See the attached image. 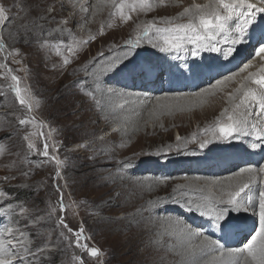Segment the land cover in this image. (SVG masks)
I'll use <instances>...</instances> for the list:
<instances>
[{
    "label": "bare ground",
    "instance_id": "6f19581e",
    "mask_svg": "<svg viewBox=\"0 0 264 264\" xmlns=\"http://www.w3.org/2000/svg\"><path fill=\"white\" fill-rule=\"evenodd\" d=\"M50 1L52 2V0ZM179 2H183L185 5L190 3L189 0H165L163 5H159V0H157L156 4L158 7L167 5L174 13L179 15L183 11L179 6ZM207 2L208 0L198 1L200 4ZM63 4V8L69 6L73 13V16L67 19L66 26H56L59 19L64 16L59 5L53 7L54 12L52 14H42L40 19L36 21V27L45 31L50 30V41L47 42V45L38 48L35 53V55L37 54L35 61L37 66H44L47 69V71L39 73L41 80L47 83V101L53 108H56V115L65 119L67 130L71 136L77 131L83 130L86 131L88 137H100L98 145L102 154L93 159V166L82 170V175L90 181L109 178L111 173L107 174L104 168L110 166H115L114 172L123 175L125 180H133V177H135L133 172H139L144 175L152 171V163L159 158L160 154L163 157L168 156V154H163L165 152L162 151L164 149L162 147V152L154 156L152 162L145 164L143 167H134L136 165L135 160L130 161L129 159L123 160L119 158V151H115L110 156L103 154L108 148L109 138L117 137L120 134L121 136L117 140L119 144L125 141L129 146L136 144L135 147L140 148H142L139 146L142 144L141 142L148 141L151 143L149 148L156 151L157 148L154 147L152 141L165 134V132L168 133L170 125L177 127L176 132L178 135L181 133L185 134L180 126L185 123L188 117L187 110H193L194 121L202 118L201 125L204 126L218 123L222 118L227 120V116H222L221 114L225 109H228V114H232L234 105L240 103L242 95L235 91L239 87L234 86L232 82L234 79L237 82L243 81L249 87L256 89L258 92L260 91L259 86H253L251 81L245 80V77H247L245 73L262 74L261 68L264 67V59L258 57L256 52L261 46H264L262 41V39L264 40V13H256L255 19L247 26L239 43H231L232 39L239 36L235 29L240 21L234 19L229 22L228 30L217 34L215 40L211 41L207 48L193 46L190 50L192 52L191 55H188L190 52L188 54L176 53L178 57H175L176 54H170L173 61H168L162 57L169 52L162 53L157 57L154 54L151 58L140 55L139 58L143 59H139V61L137 59L136 62L137 65L142 63L143 66L141 68H132L125 67V65L131 66L136 58H133L135 51L130 48L132 44L127 41L122 44L121 49H118L119 45L117 42L115 43L116 40L110 39L109 41L108 37L112 35L114 37H123L124 34H127L130 28L126 30L124 27L137 22V15H130L131 18L127 21L122 20L119 15H111L115 9L108 0H79L74 6L72 2L65 0ZM82 6H88V8H84L85 13L81 12ZM36 8L39 7L36 6ZM33 9L34 7L29 8L30 11ZM24 17L26 18V16ZM184 18L183 20H186L187 17ZM133 31V33H136V30ZM91 37H94V39ZM106 38H108V41ZM126 39L132 40L133 38L132 36H127ZM89 40L94 41V44L97 40H102V43L101 48L97 49L96 53L91 52L90 58H87V51L82 46ZM258 41L262 42L255 46L254 43ZM212 46H215L219 51H211ZM137 47L135 46L134 48ZM229 49H233V51L231 54L225 55ZM253 56H256V60L250 62ZM65 60L68 63H65ZM244 61H246L245 63L249 62L248 65H251V67L241 72L239 69L244 64ZM110 64L113 65L111 68L108 67ZM162 64L165 67V71L160 73ZM176 69L177 71L179 69V74H175ZM233 74H236L234 79L225 81L222 86L218 88H213L212 86L204 89L217 82V80L220 81ZM136 76L139 77V82L133 85L129 78H135ZM118 78L127 80L126 82H120L128 89L113 85H111L112 88L109 87L110 89H107V85L110 86V84L114 83L116 85L115 79ZM165 86L168 88L165 89ZM230 89H232L230 94H233L235 99H230V96L227 97L223 94V91H229ZM168 91L176 94L185 92V95H170L167 94ZM162 93L166 94V96H157ZM143 97L145 98L143 99ZM136 99L138 100L136 101ZM204 103L207 105L202 107ZM247 110L253 113L248 116V131L247 133H237L238 139L232 140L235 144L241 143L243 145L245 139L248 143L244 145L243 149L229 152V155L227 152L221 151L215 157L206 161H204L205 158L200 159V155L194 154V156H190V150L188 149H177V152H171L172 155H177V158L173 161V163L179 162L177 166L184 165L185 160L192 158L197 160V163H201L198 166L199 168L197 166L193 167V170L196 169L193 174H196L195 172L198 169V171H202L199 172L201 175L214 177L213 180L207 179L206 181L195 177L190 180L188 178V180L183 179L187 181H177L175 179L172 182L167 180L160 182L158 181L160 178L156 177L152 181L145 180L147 186L143 191L146 190L147 192L144 193L143 197L136 199L134 195H130L129 201L123 198L114 200L119 206L122 216L117 222L118 231L112 234V238L115 240L112 252L116 254L118 259H121V262L125 260L122 257V254H124L128 256L127 258L132 261V264H186L183 255L185 248L190 245H199L203 240V236L188 238L181 235L180 229L184 228V226L190 227L191 222L184 224L176 216L184 212L195 213L194 207L189 210V201H199L203 196L211 195L214 199L223 198L226 200L227 191L230 190L229 185L234 186L238 179L235 176L237 170L247 167H252L256 170V166L264 161V139L259 140L251 127L253 124H258L257 119L255 120V113L258 111V107L251 105ZM237 111L243 112L245 108L241 107ZM256 117L258 116L256 115ZM261 119L264 123V117H261ZM250 131L254 135L252 138ZM107 132H111L109 137L105 135ZM180 140L175 142V146L179 148L183 146L182 139ZM251 145H256V147H251ZM143 147L145 146L143 145ZM78 148L82 149V146ZM215 158L216 160L214 161ZM181 171L185 173L187 169L184 170L182 168ZM114 172H112V175H114ZM176 174L179 173L175 171L172 175ZM155 175L159 176L158 174ZM225 175L227 177H224ZM249 175V173H245L243 178L248 179ZM251 175L254 179L250 183L249 188L245 189L244 193H241V197H245V204L247 203V196L252 198V207H249L248 211L241 209V211L236 212L226 204L216 205L217 208H229L226 217H240L243 214L242 221L236 223L224 222L229 223L231 227H225L226 224H224V227H217L215 223L213 224L214 232V230H211L212 225L210 224L212 222L209 218H195L198 224L211 237L214 234L217 235L216 238L223 245L225 256L223 260L220 259V250L206 249L207 254H202L197 250L193 258V264H229L228 251L242 246L246 236L252 232L254 224L256 225V222L259 223L258 203L259 194L264 191V176L261 177L258 170ZM160 176H163V174L161 173ZM220 176L221 178H219ZM262 181L263 185L261 184ZM207 185L210 186L209 189L213 193L209 192V189L206 190L209 187ZM169 188H172V191L170 190V194L161 200L159 198L160 194ZM133 210L135 211L132 215H127V212ZM156 210H162V217ZM247 216L252 219H247ZM144 220H146V223L141 225L140 222ZM190 228L199 231L196 228ZM20 231H29L31 233L30 228L17 230L18 233ZM256 231L253 234H256ZM12 233L13 231L9 235H12ZM31 236L33 235L31 234ZM4 239L3 237L1 240L4 241ZM35 242L37 241L35 240ZM33 252L30 248H27V253H24V251L22 253V249H17V260L14 261V264L22 260L24 255L28 259H32Z\"/></svg>",
    "mask_w": 264,
    "mask_h": 264
},
{
    "label": "rangeland",
    "instance_id": "374dc122",
    "mask_svg": "<svg viewBox=\"0 0 264 264\" xmlns=\"http://www.w3.org/2000/svg\"><path fill=\"white\" fill-rule=\"evenodd\" d=\"M64 1L65 0H52V2L50 0H0V6L5 8V14L8 17L3 24H0V39L3 40L5 45L4 49L0 51V64L5 65V67L0 68V192L4 193L3 196H0V240L3 239V237L5 238V242L11 240L12 245H15V247L12 245H8V247L15 255L17 249H22V253L23 251L27 253V248L32 249V252L34 251L32 253V259H28L27 256L24 255L23 259L16 262V264H80L81 260L83 264H132V261L127 258L128 256L122 254L125 260L121 262V259H118L116 254L112 252L115 243L112 234L118 231L119 227H117V222L122 216L118 208L119 206H117L114 200L123 198L129 201L130 195H134L136 199L143 197L144 193L147 192L146 190L143 191L147 186L145 180L152 181L156 177L160 178L158 180L160 182H165V180L172 182L175 181V179L177 181H187L195 177L205 179L206 181L207 179L210 181L214 179V177H209V175H205L204 177L199 173L202 171H198V169L195 172L196 174H193V171L196 170H193V167L197 166V168H199L198 166L201 163H197V160L192 158L185 160L184 165L181 166H177L179 162H175L176 164L173 163L177 155H172L171 152H177V149H188L190 150V152L188 151L190 156H194V154L200 155L199 158H205L204 161H206L209 160V158L215 157L221 151H225L229 155V152L243 149L244 145H247L246 143L248 142L244 139L243 145L241 143H233L232 140L238 139V136H236L237 133L227 139H217L219 133L216 132L214 135L210 129L215 128L220 121L211 126H204L201 125L202 118L194 121L192 115L193 110H187L188 121L186 119L185 123L180 126L185 134L181 133L178 135L176 132L177 127L170 125V131L168 133L165 132V134L162 135L163 137H157L152 141L154 147L157 148L156 151L149 148L151 147V143L148 141L141 142L142 144L139 145L143 150L140 147H135L136 144L129 146L125 141L119 144L117 140L121 136L120 134L117 137L109 138L108 143L106 142L108 148L104 151V155L110 156L115 151H119V158L123 160L129 159L130 161L135 160L134 162H136V165H134V167H143L145 164L152 162V158L162 151L165 152L163 154H168V156L164 157L160 154L159 158L154 160L155 162L152 163L153 169L151 168L152 171L144 175L139 172H133L135 175L133 180H125L123 175L114 172L115 166H110L104 168L107 174L111 173L109 178L94 181L85 178L84 175H82V170L93 166V159L102 154L100 146L98 145L100 137H88L86 131L83 130L77 131L71 136L70 132L67 130L65 119L56 115V108H53L47 101V83H44L39 76V73L47 71V69H45L44 66H37L35 61V56H37L35 53L38 48L47 45V42L50 41V30L45 31L36 27V21L40 19L42 14H52L54 12L53 7L59 5L64 16L59 19L56 26H66L67 19L72 17L73 13L69 6L63 8ZM67 1L72 2L73 6L79 2V0ZM198 1L199 0H189V5L179 2V6L184 10L185 7L190 6L193 2L198 3ZM154 2L156 3L157 0H154ZM253 2H256V0H253ZM36 6L39 8H36ZM33 7L34 9L30 11L29 8ZM84 8H88V6H82L81 12L83 13H85ZM128 15L138 16L137 22L129 26H123L126 30L130 28L124 36H132L133 39H126L127 36H125V38L124 36L114 37L113 35L110 36L111 38L108 37L109 41L110 39L116 40L115 43L117 42L119 45L117 47L118 49H121V46H123L122 44L127 41H135L137 36L143 32L144 25L148 22H155L156 27L164 28L169 25L161 21L179 16L167 5L162 7L155 6L147 12L139 10L129 12ZM24 16H26V18ZM181 20H183V18L175 20L174 22H187V18L186 20ZM133 30H136V33H133ZM162 35L164 34L156 33L153 30L149 32L146 38L141 36L140 43L136 45L138 46L137 48H134L135 46L133 45L132 47L130 46V48H133L135 51L133 58H136L134 62L131 66L125 65V67L141 68V66H143L142 63L137 65L136 62L137 59V61L143 59L139 58L140 55L151 58L154 54L157 57L162 53L169 52L166 56L162 57L168 61H173L172 55L170 54H188L193 46H197L196 44L185 42L179 51L173 50L163 52L159 50V46H157L158 48L156 46L154 47V45L162 46L163 41L160 38ZM108 38H106L107 41ZM89 41L82 46L87 51V58H90L91 52L96 53V50L101 48L102 43V40H97L95 44L94 41ZM262 41L264 42L263 39ZM262 41H258L254 43V45L258 46ZM177 54L175 57H178ZM191 54L192 52L188 55ZM252 58L250 62L256 60V56ZM246 61H244V64L242 63L243 65L239 70L243 69L245 65H248L249 62L245 63ZM9 69H11L10 74L8 71ZM162 71H165L163 64L162 70L159 72L161 73ZM175 71V74H179V69ZM12 75L18 77V86L21 89V95H27L28 103L31 104V110H29L27 105H21L19 103L16 93L13 91L12 86L16 84V82L12 81ZM245 75L248 76L249 73H245ZM133 79L135 80L132 82ZM224 79L225 78L221 80ZM115 80L117 84L107 85V89L109 87L112 88L111 85L126 88L125 85L120 82H126V79L118 78ZM129 80L133 85H136V83L139 82V77H131ZM232 82L234 86L238 87L243 83V81L237 82L236 79ZM215 84L216 82L204 89H208ZM252 84L253 86L256 85L254 83ZM256 87H258V85H256ZM166 88L168 87L165 86V89ZM231 91L232 89L229 91L225 90L223 94L228 97ZM141 93L144 94L143 92ZM167 94L183 96L185 92L176 94L168 91ZM157 96L164 97L166 94L162 93ZM144 98L145 97H143V99ZM137 100L138 99H136V101ZM206 105L207 104L204 103L202 107ZM21 119L29 121V123L22 125L20 123ZM222 120L225 121L226 118H222ZM255 120L258 121V127H263L262 129H264V123L261 117H256L255 115ZM178 129L180 128L178 127ZM110 134L111 132H107L105 135L109 137ZM25 136L28 137L27 140L24 139ZM253 136L252 134L251 138ZM180 139H182L183 146L179 148L175 146V142L181 141ZM205 140L209 142L203 148H200V144ZM29 142L35 145V147L29 149ZM45 144L48 145L47 156L43 154ZM143 145L145 147H143ZM81 146L82 149H79L78 147ZM251 147L253 146L251 145ZM137 151L142 154L140 155ZM120 155H124L125 157ZM53 157L55 159H53ZM132 157H135V159ZM57 160L60 161L59 164H57ZM215 160L216 158L214 161ZM256 167L258 171L264 168V161ZM182 168H184V170L187 169V173H183V171H181ZM174 170L179 174L172 175L175 172ZM239 171L240 170H237V172ZM112 172H114V175H112ZM57 173H59V175H57ZM161 173L163 176H160ZM260 176L263 177L264 173L260 172ZM224 177H227V175ZM219 178H221V176ZM261 184L263 185V181ZM135 186L136 188H134ZM208 186L209 185H207V187ZM209 188L210 186L206 188V190ZM171 189L172 188H169L163 191L159 198L163 200L162 198L170 194L172 191ZM208 191L213 193L210 189ZM165 192L167 193L164 194ZM61 204L63 205V210H61ZM134 211L135 210L127 212V215H132ZM156 212L162 217V210H156ZM185 213L186 212L181 215L179 214L176 217L184 224H189L191 222L190 227H193V229L196 228L202 232L204 236H209L212 240L218 241L216 234L211 237L195 219L197 217L209 218L212 222V224H210L212 225L211 230H214L213 224H215V221H213L211 217L202 216L199 211H195V213ZM247 219L252 218L248 217ZM242 220L243 214L240 217H226L225 220L220 223H222L221 226L223 227L224 224H226L225 227H231L229 223L224 222L236 223ZM61 221H63V223H61ZM145 223L146 220L140 222L141 225ZM64 225H67V227ZM25 228H30L31 233L29 231L17 232V230ZM258 228L259 223L256 222L252 232L246 236L243 245L238 248H242L249 238L255 235L253 232ZM9 229L13 231L12 235H9ZM69 229L72 231H69ZM81 229H83V232L80 235L79 243L81 245L87 244L88 248L99 249L100 254L98 256L93 257L86 249L77 246L76 234L79 233ZM31 234L33 236H31ZM35 240L37 242H35Z\"/></svg>",
    "mask_w": 264,
    "mask_h": 264
},
{
    "label": "snow or ice",
    "instance_id": "6c2138e0",
    "mask_svg": "<svg viewBox=\"0 0 264 264\" xmlns=\"http://www.w3.org/2000/svg\"><path fill=\"white\" fill-rule=\"evenodd\" d=\"M108 2L115 9L112 15H119L120 18L124 21L130 19L129 12L142 11L147 12L153 7L158 6L154 0H108ZM165 0H159V5H163ZM264 13V0H208L207 3L200 4L193 2L190 6L185 7L184 10L179 13V16L176 18H168L161 21L162 23L169 25L168 27L158 28L155 26V22H148L143 27V32L137 36L135 41H129V44L136 46L140 43L141 36L147 37L149 32L155 31L156 33H163L160 38L163 41L159 46L160 50L163 52L168 51H179L185 42L196 44L198 47L207 48L211 41L215 40L216 35L221 32H226L229 27V22L234 19H238L240 23L236 26V32L239 33V36L232 39L231 43L236 44L240 42L241 37L247 29V26L255 19L256 13ZM187 17V22L185 23H176L175 20ZM8 17L5 14V8L0 6V24H3ZM94 39V37H91ZM5 45L3 40L0 39V51L4 49ZM71 51V49H70ZM211 51H219L215 46L211 47ZM233 49H229L225 55L231 54ZM256 55L264 59V46H261ZM65 63H68L65 60ZM113 65H108L111 68ZM5 67V65L0 64V68ZM251 65H245L241 72L246 71ZM9 74L11 69L8 70ZM260 75L255 73H249L245 77L246 81H251L259 86L260 91L249 87L246 83H242L239 88L235 91L241 93L240 103L234 105L233 114H228V109H225L221 114L222 116H227V121L221 120L213 129V134L216 132L219 133L217 139H227L235 133H247L248 131V116L253 114L247 109L252 104H255L258 107V111L255 113L258 117H264V67L261 68ZM236 74L232 76L225 77V80L217 81L213 88H218L222 86L225 81H231L234 79ZM12 81L16 82L13 87V91L16 93L17 99L21 105H27L29 110H31V104L28 103L27 95H21V89L18 86V77L12 75ZM207 91V90H206ZM230 99H235L233 94H229ZM241 107L245 108V111H237ZM20 123L26 124L29 121L24 119L20 120ZM252 130L257 136L258 139H264V129L253 124ZM25 140L28 139L27 136L24 137ZM209 141H204L201 143L200 147H204ZM29 149L35 147L31 142L28 144ZM256 147V145H253ZM45 156L48 155V145H44ZM53 159H55L53 157ZM60 161L57 160V164ZM264 173V168L259 170ZM256 170L252 168L240 169L235 176L238 178L235 182V185H229L227 191V199L223 198H213L211 195L203 196L199 201H189V210H192L194 207L196 211H199L202 216L211 217L217 227L221 226L222 221L225 220L228 215L229 208H217V204H226L231 207L233 211L239 212L241 209L248 211L249 207H252V198L250 196L246 197L247 203L245 204V197H241V193L245 192V189L249 188L250 183L254 179L251 175L255 173ZM249 173L248 179H244V174ZM59 175V173H57ZM231 179V178H229ZM223 191V190H222ZM4 193L0 192V196H3ZM259 198V229L256 231V234L251 237L244 244L242 248L230 249L228 251L229 264H264V191L260 192ZM61 210H63V205L61 204ZM63 223V221H61ZM67 227V225H64ZM11 229L8 230L11 234ZM69 231H72L69 229ZM83 232V229L80 230L77 236V246L86 249L91 256H98L99 249L97 248H88L87 244L81 245L79 243L80 235ZM181 235L191 237H200L203 236V240L199 245L188 246L184 251V259L186 264H193V258L197 250L202 254H207L206 249L220 250V259L223 260L225 253L223 251V245L220 244L217 240H211L209 237L204 236L200 231L192 230L189 226H184L180 229ZM8 245H12V241L7 242L0 240V264H14V261L17 260V256L10 250ZM15 247V245H12ZM27 251V249H26ZM80 264H83L81 260Z\"/></svg>",
    "mask_w": 264,
    "mask_h": 264
}]
</instances>
